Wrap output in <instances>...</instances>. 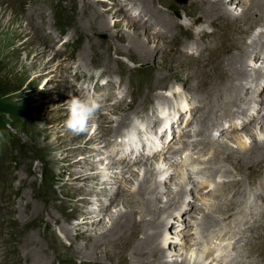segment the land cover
I'll return each instance as SVG.
<instances>
[{
  "label": "rangeland",
  "instance_id": "374dc122",
  "mask_svg": "<svg viewBox=\"0 0 264 264\" xmlns=\"http://www.w3.org/2000/svg\"><path fill=\"white\" fill-rule=\"evenodd\" d=\"M190 1L153 0L156 11L174 18L182 27L176 40L170 36L160 39L174 44L160 47L159 41L152 38L167 30L153 28L152 16L142 17L139 6L127 0H0V67L12 86L19 89L1 100L18 112V125L11 123L7 113L3 115L6 128L16 140L12 144L6 134L0 138V264H34L38 258L48 264H139L130 251H120L117 256L121 259L116 257L111 262H104L103 256L78 255V243L74 244L73 237L67 239L66 230L73 234L78 230L85 240H94L110 227L112 214L134 210L137 222L130 231L137 232V243L142 242L153 230L146 233L138 229L154 217L157 219L159 211H165L164 205L178 191L182 193L175 196L178 206L159 216L165 228L155 247L161 245L164 264H220L236 256L239 264H264V159L248 167L256 160L247 155L254 140L264 142V126H255L256 119L264 116L262 78L244 86L247 93L232 107L236 113L233 117L222 116L226 113L224 107L235 100L225 89L217 95L219 111L215 110L213 119H201L202 124L206 122L204 128L197 123L207 110L201 105L192 115L183 112L189 122L176 128L173 137L163 136L173 128L164 118L177 119L181 110L196 101V95L209 93L215 81L219 80V88L227 85L226 74L234 72L225 65V60L235 53L229 49L231 45L237 44L248 53L243 59L250 66L248 72L253 75L252 70L262 69L264 78V59L256 57L252 47L264 36V26L255 29L254 22L264 23V17L256 20L253 16L250 22V16L243 17L254 0H226L227 9L241 19L234 24L225 18H214L211 25L201 7L190 6ZM36 13L40 14L37 19H29ZM98 14L108 18L109 29L91 27L100 17ZM39 18L44 23L36 28L38 22L34 20ZM242 22H247L245 33L239 29ZM22 27L28 36L20 34ZM135 33L143 40L150 37L149 48L155 51L158 47V58L149 62L129 48L128 38ZM32 38L35 41L29 46ZM34 48H48L43 62L49 65H34ZM84 53L93 56V63L83 61ZM102 54L114 64L106 67L99 58ZM219 64L221 67L215 70ZM190 72L198 79H188ZM162 77L163 81H159ZM242 88L239 85L240 93ZM70 92L80 97L99 96L103 103L89 123L84 140H75V134L64 127L67 113L63 103L70 98ZM58 94L57 101L53 100ZM239 103L246 106V113L238 114ZM149 109L157 110L159 124L151 123ZM210 111L213 112L211 105L207 116ZM135 112L141 114L134 116ZM245 117L255 118L253 126H249L251 130L248 123L247 129L236 126L241 121L245 123ZM208 124L204 142L196 145L200 139L196 136L200 131L203 134ZM96 131L102 132L103 138L86 145ZM130 135L132 141H143L157 152L135 163L115 158L120 149L133 158L138 155L133 147L127 150ZM22 145L26 146L24 151H20ZM230 152L241 158L238 155L223 161L222 157ZM177 159L181 163H174ZM166 170L167 174L161 176ZM116 171L123 173L119 179H115ZM88 173L99 174L101 182L82 185L75 181ZM109 176L111 180L105 181ZM194 181L197 189H192ZM239 183L240 188L230 186ZM156 186L159 193L154 192ZM78 187H82L80 192L75 191ZM226 190L232 192L224 194ZM113 196L115 201L110 205L108 200ZM147 198L161 200L153 207L158 211L154 216L141 213V209L145 212L143 202ZM71 201L79 206L74 209ZM103 207L107 211L99 218L87 214ZM86 218L91 222H83ZM94 222L95 226H91ZM82 248L85 252L86 248ZM158 253L150 261L154 263Z\"/></svg>",
  "mask_w": 264,
  "mask_h": 264
},
{
  "label": "bare ground",
  "instance_id": "6f19581e",
  "mask_svg": "<svg viewBox=\"0 0 264 264\" xmlns=\"http://www.w3.org/2000/svg\"><path fill=\"white\" fill-rule=\"evenodd\" d=\"M127 1H130L131 3H136L138 6H139V9H138V12L142 14V17H145L146 15L147 16H152V19L150 21V25L154 28V26H156V30L157 28H161L160 30H162V28L165 30H167V33H164L161 32L160 35H158L159 37H154L152 38L154 40V42H156V40L159 41L160 43V47H162V45H169V44H174V42H164V41H160L161 38H167V37H172L174 38L175 40L177 39V37L179 36V31L182 30L180 28H182L178 21H176L174 18H171L170 16H163L160 12L156 11L154 8H153V0H127ZM228 3V2H227ZM226 3V0H191L190 1V6H195L197 5L199 8L201 7L202 9V12L204 14V16H206L208 19V21L210 22L211 25H213V19L216 18V19H219V18H225V20H231L234 22H237L238 20L241 19L240 16H237L235 15L232 11H230L229 9H227V4ZM99 6V5H97ZM94 8V7H93ZM98 9V8H96ZM97 12V11H96ZM202 14V15H203ZM100 15V14H98ZM40 16V14L36 13L35 15L33 14V16L31 15L29 17V19H37L38 17ZM247 16H250L249 19H248V22H250L252 19H253V16H256V20L257 18L259 17H264V0H254L252 3H250V6L248 7V9L243 13V17L246 18ZM140 17V16H139ZM41 18H39L38 20H34V21H37L38 23L35 25V27H42L44 21L41 20ZM84 19V18H82ZM147 19V18H146ZM40 21V22H39ZM46 22V21H45ZM41 24V25H40ZM89 24V23H88ZM247 24V22H242L239 26V29H240V32L241 33H245V25ZM254 25H255V29L258 27V26H264V23H257V21L254 22ZM98 27L100 29H109L110 28V23L108 21V18L105 16V14H101L100 17H98L95 21H93V23H91V27ZM115 27L114 28H119V25L118 24H115L114 25ZM85 27V26H84ZM83 27V28H84ZM131 28H134V29H137L136 25H131L130 26ZM23 29L21 30L20 34L21 35H25V36H28V32L26 33V29L24 27H22ZM180 29V30H179ZM254 29V30H255ZM159 33V32H158ZM53 33H49V35H51ZM136 34V33H135ZM133 35L132 37H129L128 38V42H129V48L131 49H135V51L137 50L141 56L144 58V59H150L149 62L153 61L154 59H156L157 55H159V51L157 52V49L158 47L155 49V51H153L151 48H149V45L150 43H152L150 37H148V39H145L143 40L141 37V35ZM40 36V35H39ZM114 36V35H113ZM23 37V36H22ZM121 37V36H120ZM44 39H47V38H44ZM41 40V39H40ZM50 41H53L54 43V40L52 38L49 39ZM122 40V39H121ZM243 41L246 40V39H242ZM260 40V41H259ZM258 41H255V43L253 44L252 47H254V51H253V54H256V57L258 56V58H263L264 59V36H261L259 38ZM261 40L263 42H261ZM34 39H30L28 41V44L29 46H32L33 43H34ZM89 41V40H88ZM50 44L51 42H49L48 44V48L50 47ZM26 45V44H25ZM187 47H189L188 45H186ZM47 48V49H48ZM127 48V49H129ZM235 52L232 56V58H229L227 60H225V65L229 68V70L231 71V69H233V71L236 73H232V74H226L227 77H229V82H227V85H225L224 87H221L219 88V80L215 81L216 82V85L210 90L209 93H202L201 95H196V101H192V104L190 105L191 107H189L187 110H181L180 113H178V116L176 117L177 119H173L172 117L171 118H164L165 121H170L173 128L171 130V132H166L164 133L163 136L165 137H173V133L175 132L176 128H180L185 122L188 123L189 120L185 119L186 116H189L192 115V113L195 112L196 109H198L201 105H204V109L203 110H206L205 107L209 108V106L211 105V108L213 109V112L210 113L209 116H207V110L205 111V113L201 116V118L197 121V123L201 124L202 125V128H204L206 122H208L207 120L209 119H213L214 117V113H215V110L216 111H219V107L217 106V102L219 99H217V95L219 93H221L223 90L227 89V90H230V92L228 93H231L229 94V97H232L234 98L235 102L232 101V105L231 106H228L227 108L224 107L226 113L225 114H222V116H225L226 114L228 116H232L235 115L236 113H234L232 111V107H236L238 104H237V99L239 98H245V94L242 95L244 92L247 93V90H244V86L247 85V83L249 82H257L259 81L261 78H262V85L261 86H264V78H263V75H262V69H257V70H252L253 72V75L251 72H248V69H249V65L246 63V62H243V59H246L248 57V53L246 51H244L243 49L239 48L237 46V44H234V45H231L229 47V49H231ZM47 49L45 48L44 50L43 49H39V48H34L32 49L35 53V58L37 59V61L35 62L36 64L34 65H38L37 62H40V65H49L50 62H43V60L45 59V53L47 52ZM123 50V48H122ZM164 50V49H163ZM121 51V50H120ZM124 51V50H123ZM129 52V51H128ZM93 53V52H92ZM162 53V51H161ZM126 54V53H125ZM62 55L61 53H57L56 56H60ZM94 55V54H93ZM128 55V54H127ZM82 56L84 57L83 61L85 62H92L93 63V56H89L88 54L84 53L82 54ZM162 56V55H161ZM62 57V56H61ZM96 57V56H94ZM98 57V56H97ZM88 58L90 60H88ZM92 58V59H91ZM99 58L101 59L102 63H105L106 67H110L111 64H114V62L108 60V58H105L104 54L100 55ZM154 58V59H153ZM158 58V57H157ZM97 60V59H96ZM156 61V60H155ZM171 61V60H170ZM81 62V61H80ZM64 63V62H63ZM168 63V62H167ZM264 63V61H263ZM118 65V63H115ZM205 64V63H204ZM84 65V64H83ZM168 65V64H167ZM178 65V64H177ZM224 65V66H225ZM82 66V65H81ZM85 67V66H84ZM163 67V66H162ZM177 67V66H176ZM220 66L217 65V67L215 68L218 69ZM165 68L164 70H167V68H170V71L172 70L171 67H163ZM180 68V65L177 67V69ZM174 69V68H173ZM224 70V69H223ZM184 71V69H183ZM208 71V70H207ZM173 72V71H172ZM176 72V71H175ZM165 74V73H164ZM180 74V73H179ZM161 75V74H160ZM189 76H187L188 79H191V80H197L198 79V76H195V74L192 72L189 73ZM160 77V76H159ZM163 79L160 78L159 81H161ZM250 79H252V81H250ZM163 81V80H162ZM195 82V81H194ZM245 82V83H244ZM164 83V82H163ZM218 83V84H217ZM239 83V84H238ZM199 84V83H198ZM162 85V84H161ZM239 85H243V88L241 89V93L239 92ZM251 86V85H250ZM159 87V86H157ZM190 87V86H189ZM219 88V89H218ZM236 91L239 92V94H237ZM264 89L262 88V91ZM194 91V90H193ZM256 91V90H255ZM249 92V91H248ZM234 93V94H232ZM191 96V95H190ZM198 96V97H197ZM60 95H56L53 100H56L57 101V98H59ZM64 97V96H63ZM133 98V97H132ZM205 98V100L203 99ZM215 99V100H214ZM66 100V99H65ZM200 100H204L203 103H201ZM209 100V102H207ZM213 100V101H212ZM134 102V101H133ZM132 102V103H133ZM236 103V105H234ZM240 104V103H239ZM153 104H149L148 106H152ZM182 105V104H181ZM214 106V108H213ZM218 107V108H217ZM126 109V108H125ZM156 109V108H155ZM155 109H152L150 110V113H149V116L152 118V122L154 125L156 124H159L160 120L156 121L157 120V110ZM237 109V108H236ZM221 110V109H220ZM238 110H239V113L238 114H242V113H246V106H241V104L238 106ZM202 111V110H201ZM200 111V112H201ZM186 114V116H184V114ZM209 113V112H208ZM126 114V113H125ZM134 116H138L140 115L141 113L139 112H135L133 113ZM131 114V115H133ZM103 115V114H102ZM130 115V116H131ZM206 115V117H205ZM218 115V114H217ZM129 116V117H130ZM230 116V117H231ZM159 117V115H158ZM163 117V116H162ZM205 117V118H204ZM217 118V117H216ZM247 120L246 122L244 123L243 121L239 122L238 125L236 126H244V129H247L248 130L251 128V126H253L251 124V122L253 121V117H245ZM101 119V118H100ZM129 119V118H128ZM201 119H207L206 122H204V124H202V121ZM215 120V119H214ZM213 120V121H214ZM241 120V119H240ZM91 122V121H90ZM129 121H127V124H128ZM156 123V124H155ZM248 123V124H246ZM198 124V125H199ZM248 125V127H247ZM258 125V126H257ZM180 126V127H179ZM190 126V125H189ZM188 126V127H189ZM245 126L247 128H245ZM250 126V128H249ZM255 126L261 128V126H264V116L258 120V118L256 119L255 121ZM254 126V128H255ZM192 127V126H191ZM155 129V128H154ZM208 129H209V124L208 126L206 125V129H205V132L202 134L201 131L200 133L196 136L197 138L200 137V139H198L196 141V145L199 146L200 143H203L204 141V138L206 137V134H208ZM242 129V128H241ZM251 130V129H250ZM180 131V129L178 130V132ZM222 132V131H221ZM238 132V131H237ZM85 132L83 133H80V134H75V136L73 137L75 140H84V137H85ZM99 134H101V136H99ZM72 136V135H71ZM103 134L102 132H99L97 134V131L91 136L90 139H88L86 145L90 144V143H94L96 140L98 141L99 140V137L103 138L102 137ZM135 136V134H134ZM152 136V135H151ZM209 136V135H208ZM124 137H126V135H124ZM154 137V136H153ZM175 137V136H174ZM128 138V137H126ZM110 139V138H109ZM130 139H131V135H130ZM136 139V138H135ZM135 139H131L128 140L126 143H128V148H135L137 149L138 151V155L136 156V158L134 159L133 157H131V155H129L130 153H128L127 151H121L120 150H116V153L114 154V157L117 158V156L119 157V160H125L127 161L128 163H135L139 160H142V159H148L149 157H151L154 153L157 152V150L155 149H152L148 146H146L143 141H136ZM150 137L147 138V140H149ZM149 141H152V140H149ZM157 141V140H155ZM112 142V141H111ZM118 143V142H117ZM122 144L124 143L121 142ZM121 145V144H120ZM191 145H194V144H191ZM225 145V144H224ZM223 145V146H224ZM196 146V148L198 147ZM221 145H218V149H221ZM120 148V147H119ZM193 148V147H192ZM53 150H56V149H53ZM65 150V149H64ZM192 150V149H191ZM100 151V150H99ZM188 151V150H187ZM190 151V150H189ZM146 153V156L145 157H142V153ZM180 152V151H179ZM178 153V152H177ZM184 154V153H183ZM231 154V155H230ZM230 154H226L224 155L223 158V161H226V160H232L234 159L236 156L239 155V158H241V155L238 154L235 156L236 153H231ZM248 154H251L253 156V158L256 160V163L253 162L251 164L248 165V167L250 165H253V164H260V161L264 159V142L263 143H257L256 140H254L251 144V149H250V152L247 153ZM135 156V155H134ZM190 157V156H189ZM247 157V156H246ZM183 160V159H182ZM241 160V159H240ZM147 161V160H146ZM152 161V160H151ZM186 161V160H185ZM228 161V162H229ZM235 161H238V159H236ZM56 163V162H55ZM174 163H181V161L179 162L178 159L174 161ZM239 163V162H237ZM235 163L234 165L236 166ZM249 163V162H247ZM139 164V163H137ZM185 164V163H184ZM141 165V164H140ZM144 165V164H143ZM137 166V165H135ZM142 166V165H141ZM238 166V165H237ZM242 166V165H241ZM240 166V167H241ZM90 168H93L91 166H88ZM127 167V166H126ZM133 167V166H132ZM238 168L239 170H242L241 168ZM244 167V166H243ZM137 168V167H136ZM235 168V167H234ZM238 169H235L238 171ZM92 172V170H90ZM169 171V170H168ZM167 170L165 172H162L161 173V176H164L165 174H167L168 172ZM113 174H114V171L112 170ZM239 172V171H238ZM116 174V178L115 179H119L121 177V175H123V173H117V171L115 172ZM264 175V174H263ZM261 175V177L263 176ZM106 176V175H105ZM111 177L112 176H109L107 178H105V181H110L111 180ZM115 177V176H114ZM123 177V176H122ZM260 177V179H261ZM169 179V178H168ZM264 180V179H263ZM77 183H82V185H85L87 184L88 182H94L96 184L100 183L101 182V178L98 175H93V173H88V174H82L77 180H75ZM116 181V180H115ZM263 183V182H262ZM147 184V183H146ZM195 181L191 183V186H192V189H197V185H195ZM158 185V184H157ZM160 185V184H159ZM158 185V186H159ZM230 185V184H229ZM228 185V186H229ZM264 185V184H263ZM158 186L155 187L154 189V192L156 193H159L160 190L158 188ZM230 186H233V187H242V185H240V183L237 185V184H231ZM82 187H78L76 188L75 191H79L81 190ZM102 188V187H101ZM104 190L107 189V187H103ZM182 188V187H181ZM229 188V187H228ZM145 190V189H144ZM143 190V192H144ZM159 191V192H158ZM165 191V190H164ZM183 191V190H182ZM239 191V190H238ZM229 192H232L231 190ZM228 190H226L224 192V194H227L229 193ZM244 192V191H243ZM146 193V192H144ZM182 194L181 191H178L175 196ZM245 193V192H244ZM243 193V194H244ZM116 195V194H115ZM146 195V194H145ZM154 195V193H153ZM175 196L172 198V200L170 199L165 205H164V209L165 211L167 212V209H172L173 210V207H177L178 206V202H176L177 200L175 199ZM87 197V196H86ZM98 199H99V196H97ZM143 197V196H142ZM115 201V197H111L110 200H108L109 204L113 205ZM72 202V205H73V208L76 209L78 206H79V203H74V201H71ZM161 204V200H158V199H153V198H147L145 199V201L143 202L144 206V211H142L141 209V213L143 214H147V215H155L156 213H158L157 210H153V207H156L157 204ZM184 209V208H183ZM186 210V209H185ZM107 211V208H102L100 209L99 211H88L87 214L88 215H91V214H94L96 215L97 217L96 218H99L100 216L102 215H105V212ZM162 212V211H159L158 213V218L156 219V217H154L153 219H151L149 222H145L144 225H143V229H138V230H144L145 232L146 231H151L153 230V233L151 234H148L147 237L145 238L144 241L142 242H138L137 243V240H138V236H137V232L135 231H130V227L134 224V222H137L136 219L134 218V215H135V211L134 210H131V211H127L125 213L123 212H117L115 214H112V217H111V222H110V227H108L107 231L102 233L100 236L96 237L94 240H89L87 238V240H85V237L82 236V235H79L78 234V230H75L74 233L76 234H73V232H70L68 230H66V237L67 239L70 241L71 239H69V237H73V240H74V244H77L78 243V246H76V251L78 253V255L80 254H84L86 257H89V258H92V257H98V256H103V258H105L104 262L105 261H112L117 258L121 259V257H118L117 254L120 252V251H130V254L133 256V259L136 260V263H139V264H151L153 263V261H150L151 259L150 258H154L155 257V254L158 253L159 251L160 254L158 255L159 258L158 259H155V262L153 264H164L162 261V258L161 256L163 255V252L161 250V245L159 246H156L155 247V244H157V242L160 241V238H162V236L164 234H161V231L163 228H165V223H161L160 222V217L162 214L165 213ZM175 211V210H174ZM36 212V211H35ZM50 215V214H49ZM53 214H51L52 216ZM73 215V214H72ZM179 215V214H178ZM160 216V217H159ZM51 218V217H50ZM72 219V218H71ZM86 224L90 223L89 222V219H84V221ZM95 223L97 222H94L91 226H95ZM240 223V221H239ZM137 225V223H136ZM141 225V224H140ZM81 226V224L78 226V228ZM87 226V225H86ZM90 226V225H89ZM159 230V231H158ZM147 233V232H146ZM85 235V234H84ZM122 236H124V238L120 241L116 240V238L120 237V239L122 238ZM91 237V236H90ZM209 239V238H208ZM223 240V239H222ZM241 240V239H240ZM243 241V240H242ZM165 242V241H164ZM175 242V241H174ZM79 243H82L79 245ZM107 243L108 245L110 244V246H107ZM239 243V241H238ZM105 246V249H99L100 246ZM82 246H84L86 248V251L85 252H82V250L84 248H82ZM236 245H234V248H235ZM259 247V246H258ZM208 251V250H207ZM247 254V253H246ZM244 255V254H242ZM246 256V255H245ZM96 257V258H97ZM149 257V258H148ZM238 257H241V256H238ZM244 257V256H243ZM249 257V256H248ZM252 257V256H251ZM43 258V257H42ZM47 259V258H46ZM123 259V258H122ZM125 259V258H124ZM127 259V258H126ZM147 259H149L148 261H146ZM240 259V258H238ZM154 260V259H153ZM123 261V260H122ZM29 262V261H28ZM109 263V262H108ZM241 263V262H240ZM252 263V262H251ZM261 263V262H260ZM30 264V263H28ZM34 264H48L47 262H43L41 258H38ZM100 264V263H99ZM104 264V263H103ZM110 264V263H109ZM111 264H114V263H111ZM172 264H178V262H174ZM220 264H239V261L237 260V256L235 258H233V260L231 261H223L221 262Z\"/></svg>",
  "mask_w": 264,
  "mask_h": 264
},
{
  "label": "clouds",
  "instance_id": "9594fccd",
  "mask_svg": "<svg viewBox=\"0 0 264 264\" xmlns=\"http://www.w3.org/2000/svg\"><path fill=\"white\" fill-rule=\"evenodd\" d=\"M69 97L63 103L67 113V118L63 122L64 127L73 134L86 132L90 121L103 107L102 100L99 96L80 97L71 92Z\"/></svg>",
  "mask_w": 264,
  "mask_h": 264
},
{
  "label": "trees",
  "instance_id": "16d2710c",
  "mask_svg": "<svg viewBox=\"0 0 264 264\" xmlns=\"http://www.w3.org/2000/svg\"><path fill=\"white\" fill-rule=\"evenodd\" d=\"M3 69L0 67V138L2 137V134L7 135V139L13 144H15V138L14 134L10 132L5 126L6 121L4 120V114L7 113L9 117L11 118V123L13 125H18L17 118H18V112L13 111L11 109L12 107L9 105L4 104L1 100L2 98L7 97L10 94H13L17 92L19 89H15L12 86V81L8 80L7 77L3 74ZM11 81V82H10ZM6 131V132H5ZM1 146V145H0ZM3 148V147H0ZM26 149L25 145H22L20 148V151H24Z\"/></svg>",
  "mask_w": 264,
  "mask_h": 264
}]
</instances>
